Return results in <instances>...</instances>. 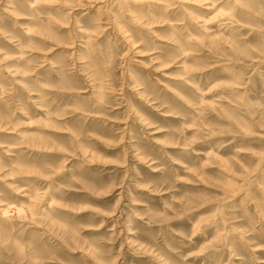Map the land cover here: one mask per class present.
<instances>
[{"label":"rangeland","instance_id":"obj_1","mask_svg":"<svg viewBox=\"0 0 264 264\" xmlns=\"http://www.w3.org/2000/svg\"><path fill=\"white\" fill-rule=\"evenodd\" d=\"M0 264H264V0H0Z\"/></svg>","mask_w":264,"mask_h":264}]
</instances>
